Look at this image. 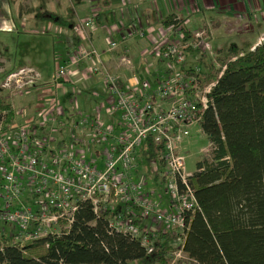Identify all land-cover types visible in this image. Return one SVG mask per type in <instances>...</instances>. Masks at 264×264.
I'll use <instances>...</instances> for the list:
<instances>
[{
  "label": "built area",
  "instance_id": "built-area-1",
  "mask_svg": "<svg viewBox=\"0 0 264 264\" xmlns=\"http://www.w3.org/2000/svg\"><path fill=\"white\" fill-rule=\"evenodd\" d=\"M94 15L80 20L75 32L80 35L91 29ZM161 31L165 39L169 32L174 39L179 38L184 50H211L204 31L193 34L188 42L182 41L180 28L162 27ZM136 37L150 42L156 57L184 61L174 41L157 42L143 31H137ZM108 45L109 51L115 50V43ZM73 59L74 64L93 59L96 65L84 72L71 71L67 65L55 70L51 82L45 85L50 98L40 102L36 116L18 122L14 114V122L7 125L6 113H0V222L12 225L15 242L25 245L69 233L81 202H89L94 215L118 208L131 214L132 204L141 211L138 219L150 221L149 225L135 227L133 218L124 220L117 215L107 221L109 233L131 237L175 229L182 233L184 214L199 211V206L188 184L191 174L184 170L178 144L189 137L191 128L199 126L214 84L201 90L194 76L177 69L156 86L146 75L138 85L125 90L116 76L100 71V56L95 50L82 48L73 53ZM96 75L102 79L99 92L108 97L111 110L119 113V130L101 122L100 110L105 108L102 103L92 118L76 108L81 119L73 123L70 134L62 136L63 118L68 112L51 89H63L62 83L69 78L92 81ZM39 79L34 69L25 67L9 74L1 88L22 95ZM43 130L49 134L43 135ZM148 136L155 145L164 144L162 178L170 184L169 208L153 201L154 191H146L144 179L133 174L136 150Z\"/></svg>",
  "mask_w": 264,
  "mask_h": 264
},
{
  "label": "trees",
  "instance_id": "trees-1",
  "mask_svg": "<svg viewBox=\"0 0 264 264\" xmlns=\"http://www.w3.org/2000/svg\"><path fill=\"white\" fill-rule=\"evenodd\" d=\"M46 3L40 0L32 9L35 23L68 28ZM99 22L100 14H95L94 24L100 27ZM185 22L170 14L161 25L180 28L182 41L188 42L193 33ZM215 60L217 69L213 64L206 71L184 69L199 89L214 86L199 123L211 146L210 158L200 160L188 178L199 211L184 214L181 234L109 233L107 221L117 215L133 218L135 227L141 219L121 208L94 215L92 205L81 202L67 234L25 245L15 242L14 235L0 236V264H171L179 251L195 264H264V40L253 49L250 44L219 49ZM1 112L7 125L14 122L12 107L0 98ZM135 158L138 165L158 159L164 168V144L155 145L148 136ZM178 240L179 248L173 246Z\"/></svg>",
  "mask_w": 264,
  "mask_h": 264
},
{
  "label": "crops",
  "instance_id": "crops-1",
  "mask_svg": "<svg viewBox=\"0 0 264 264\" xmlns=\"http://www.w3.org/2000/svg\"><path fill=\"white\" fill-rule=\"evenodd\" d=\"M22 1L23 0H21L20 3L18 0L16 3H14L13 8L17 10H20L21 7L23 8ZM52 1L53 0H46L47 9L48 7L50 8V5L53 3ZM63 1L65 0H62L61 2ZM245 1L246 0H71L72 3L63 5V8H61L63 13L65 12L66 14L57 13L67 21L69 24L68 28H61L48 23L37 24L35 23L33 12L30 14L32 16V20L29 25L31 27H40V29L45 28V33L47 31V27L55 26L53 31L56 34L61 36L70 35L79 38V42L81 44L78 46V52L80 49L85 47L95 50L100 56V71L107 70L109 73L115 74L122 87L127 90L131 89L135 85H138L144 80L146 75L150 79L154 80L152 81L154 86H156L159 80L162 78L171 77L173 75V70L180 68V65L176 64L174 60H165L162 57H156L153 53V47L150 45V42L147 40L137 39V30L146 32L157 42H163L166 41V39H168V42H173L174 36L172 33L169 32L166 39L163 37L161 31L163 26L161 23L167 15L174 14L178 19H186L184 26L192 33H194V31L196 32L197 29L205 28L206 30H210V33L213 35L214 30L212 31L211 27H221L227 25L233 20V18L230 15L227 16L226 12L234 11L235 13H242L243 3H245ZM39 2L40 0H33L31 3V10L35 8ZM260 2L261 6L263 7L264 0H260ZM234 3L236 5H233ZM60 4L62 5V3ZM100 4H104L105 8L99 7L98 5ZM191 4H195L194 7H192ZM10 6L11 4L9 0H0V32L13 33L15 27H22L24 25L23 23H25L24 20L27 21L26 18H22L21 21L18 20V17L12 18ZM258 8H260V6ZM155 12H158L159 15L152 17L151 15ZM207 12H210L209 14H211L209 19L206 18ZM89 13L100 14L99 23L101 25L103 23L102 17L104 16V20L110 23V31L113 34L118 33L123 36L125 48H121L118 50V52L116 49L114 50L117 52V54H120L119 57L110 56L109 52L111 51H109V45L106 44L105 46L102 39L94 35L92 30H95L98 28V26L95 25L96 28L93 26L91 29L86 30L80 35L75 32V28L77 27L79 21L88 17L90 15ZM21 14L24 15L25 13L23 14L21 12L19 15ZM85 14L87 15L86 17H84ZM200 14L202 15L200 16ZM249 14L251 23H254L256 26L260 27L259 21H262V19L259 18L256 11L251 8L249 10ZM219 17L220 19H218ZM140 18L145 19L143 22L144 28L139 29L136 27L137 29L135 32L129 29L128 23L132 21L134 23L140 22ZM73 19L75 20L74 23L72 22ZM198 20L202 21V26H200V28L197 27L196 30H191L189 28L190 23L192 25H196V21ZM235 20H237V16H235ZM45 33L43 35H45ZM261 35L262 34L257 37L256 42H245L244 44H250L253 49L257 45H260L261 41H263ZM44 43H47L46 39ZM232 44L239 47V45L236 43ZM0 45L1 48L8 51L7 48L3 47L2 43H0ZM33 45L35 46V51L37 49V45H35V43ZM32 52L33 51H29L28 53L26 52L24 56L25 60L21 62L18 67H20L19 69L29 67L34 69L39 74L40 79L35 84V87L32 89H26L22 95H15L4 91L1 88L2 84H0V98L10 104L18 122H24L30 117L36 116L40 102L50 98L48 96L50 90L45 89V85L52 80L53 73L52 76L50 75V77H46V70H36V68L33 66L25 64L26 62H29L28 57L31 56ZM125 60L129 61V64L126 63ZM81 62L74 64V61H67L65 65L70 67L71 71L79 72H84L87 68L96 65L93 59L83 63ZM101 81L102 79L99 75H96L92 81H81L83 86L79 92L73 89L72 86L80 81H74L73 78H69V80L63 82L62 84L64 87H72L71 89L68 88L69 91H67L65 88L67 95L62 96L63 98L70 96V98L66 100L65 106L68 108L74 103V101L76 102L77 96L82 95V97L79 98L81 103L79 101L78 102L80 105H82L81 107L87 109L85 113L86 116L92 118V116H95L96 110L99 111L100 106L102 103H104L105 108L100 110V118L103 116L102 122L112 125L115 130L118 131L120 128L118 123L119 113L115 110H111L109 107L108 97L99 93ZM22 99H24L23 104L20 103V105H15V101H20ZM109 108L111 111L108 114L107 111ZM19 112H22L21 115ZM158 196L159 195H157V197ZM153 201L161 205L164 204L162 201V196L160 199L157 198L156 200L153 198ZM148 223H150V221ZM178 253L183 255L181 260L185 261L186 264H195L193 261L187 259L182 252L179 251ZM171 264L175 263L172 262ZM176 264L184 263L181 261V263Z\"/></svg>",
  "mask_w": 264,
  "mask_h": 264
},
{
  "label": "rangeland",
  "instance_id": "rangeland-1",
  "mask_svg": "<svg viewBox=\"0 0 264 264\" xmlns=\"http://www.w3.org/2000/svg\"><path fill=\"white\" fill-rule=\"evenodd\" d=\"M18 0H9L11 6H10V12L11 17L16 18L18 17L21 21L22 18H26L27 21L24 20L25 23L22 27L18 26L15 27L13 33H5L0 32V43L3 44L4 48H1L0 45V84H2L5 80V78L17 71L20 67L18 65L25 60L24 56L26 52L33 51L31 53V56L28 57V64L30 66H33L36 68V70H46V77L52 76V73L55 72V70H58V68L65 66L67 61H74L73 59V53L78 52L79 44H81L79 41V38L74 36H61L56 34L53 30L55 29V26L47 27V31L45 33V28L40 27H31L29 23L32 20V16L30 15L32 13V1L33 0H23L20 10L14 9L13 4L16 3ZM62 0H53L52 4L50 5V8L48 7V11L54 12V13H63V5H68L69 3H72L71 0H65L61 2ZM242 1V0H241ZM21 3V0H19ZM62 3V5L60 4ZM192 7H194L193 4H191ZM233 5H236L235 3ZM101 8H105L104 4L98 5ZM260 6V8H258ZM253 9L258 14L259 18L264 21V6H261L260 0H246L245 3H243V9L242 13H235L234 11L226 12V15H230L233 20L230 21L227 25L217 27L212 26V31L214 30L213 35L210 33V30H206L205 28H200L202 26V21L198 20L196 21V25H192L190 23L189 28L191 30H196L197 27L200 29H197L196 32L194 31L193 34L203 33L205 32V40L209 42L211 50L210 52L203 51L201 48L199 49L198 53H190L185 51L181 47L182 42L179 38L175 37L174 42L176 43L177 47V53H182L184 58V61L182 63H177L180 65V68L178 69H189L194 68L196 71L200 70H207V66L209 64H213L214 67L217 69L218 64L216 63V53L219 49H226L227 46L234 45L232 43H236L239 45V47H242L245 42H256L257 37L261 35V37L264 40V22L259 21L260 27L256 26V24L251 23L249 18V10ZM25 13L24 15H19L20 13ZM65 13V12H64ZM63 13V14H64ZM204 13V12H203ZM210 12L206 13V18L209 19ZM18 14V16H17ZM28 14V15H27ZM66 14V13H65ZM91 15V13H89ZM27 15V16H26ZM89 15V16H90ZM159 13L155 12L152 14V17L158 16ZM202 14H200L201 16ZM68 16V14H67ZM87 15L85 14L84 17ZM88 16V17H89ZM235 16H237V20H235ZM83 17V18H84ZM103 23L102 27L96 28L95 24L93 25L96 29L92 30L94 32L95 36H98L102 39L104 42V45L115 43L116 44V50H120L121 48H125L123 36L116 33L113 34L110 31V23H108L106 20H104V16L102 17ZM220 19V17L218 18ZM145 19L140 18V22L134 23L129 22V29L136 31L137 28L142 29L144 28V22ZM236 21V22H234ZM255 21V18H254ZM72 22L74 23L75 20L73 19ZM189 24V23H188ZM19 25V24H18ZM137 27V28H136ZM140 31V30H137ZM45 33V35H43ZM47 40V43L45 44L44 41ZM37 45V49L34 51V44ZM262 43V41H261ZM114 50L109 52L110 56H117L119 57L120 54H117ZM8 53V54H7ZM203 53V54H202ZM88 61L84 60L83 62ZM174 61H176V58L174 57ZM81 62V63H83ZM81 65V64H79ZM17 66V67H16ZM54 71V72H53ZM116 76L115 74H113ZM51 81H49L50 83ZM47 83V84H49ZM82 83L77 82L74 84L73 89L79 92L82 88ZM71 87V88H72ZM65 88L67 91L69 86L64 87L63 89H51L52 92H54L55 97L57 98L59 104L66 109V100L70 98V96L63 98L62 96H66L67 91H65ZM70 88V89H71ZM72 89V90H73ZM81 96H77L76 102L74 101V105H70L67 108L68 114L64 115L63 118V129H62V136L68 135L72 132V125L76 120H80V112L77 114L75 112V109L78 108L80 111L85 112L87 111L86 108L81 107L82 105L79 104L81 101L79 98ZM79 101V102H78ZM24 99L20 101H15V105L23 104ZM75 112V113H74ZM83 114V113H82ZM103 120V116L101 117V122ZM103 123V122H102ZM43 135H48V130L42 131ZM61 137V136H60ZM178 151L180 155L184 157V170L187 174H193L196 170V164L203 159H209L210 158V149L211 146L208 142V139L206 136L201 132L199 126L193 127L190 129V135L189 137L184 138L180 144H178ZM134 169L133 174L138 175L141 179H144L145 184V190L146 191H154V195L152 198L155 200L157 199V195L162 196V201L164 204H162V207L169 208L170 199H169V188L170 184L168 181L162 182V175L164 172V168L160 167L158 164V159H154L151 162L148 163H141L138 165L136 158L133 159ZM0 197H1V191H0ZM130 213L134 216L140 217L141 211L137 208H130ZM148 220L142 219L141 220V228L144 226H148ZM13 226L10 224H3L0 222V235L3 236H10L15 233ZM177 234H181L179 229H175ZM174 247L179 248L180 242L179 240L173 243ZM173 263H184L185 261L181 260L183 255L181 253H175ZM180 261V262H179ZM130 264H139L138 262H132Z\"/></svg>",
  "mask_w": 264,
  "mask_h": 264
}]
</instances>
